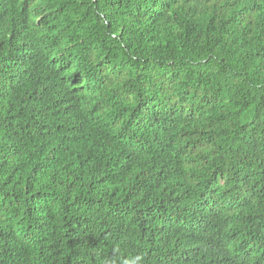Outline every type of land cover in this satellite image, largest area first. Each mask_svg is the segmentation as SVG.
Instances as JSON below:
<instances>
[{
	"label": "trees",
	"instance_id": "obj_1",
	"mask_svg": "<svg viewBox=\"0 0 264 264\" xmlns=\"http://www.w3.org/2000/svg\"><path fill=\"white\" fill-rule=\"evenodd\" d=\"M0 264H264V0H0Z\"/></svg>",
	"mask_w": 264,
	"mask_h": 264
}]
</instances>
